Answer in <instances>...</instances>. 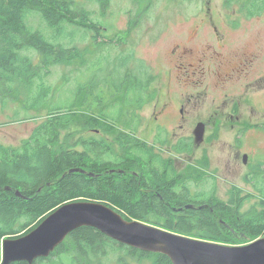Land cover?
<instances>
[{"label":"trees","instance_id":"obj_1","mask_svg":"<svg viewBox=\"0 0 264 264\" xmlns=\"http://www.w3.org/2000/svg\"><path fill=\"white\" fill-rule=\"evenodd\" d=\"M110 3L111 0H0V99L12 95L16 83L32 85L35 81L40 93L52 97L44 113L32 117L36 124L19 145L0 142V248L4 238L26 234L55 208L71 200L100 201L127 220L228 245L260 237L264 233V199L257 210L243 209L246 197L238 196L227 204H214L213 211L208 207L186 208L184 203H175L184 208L173 211L161 208L152 192L147 195L137 185L142 164L149 163L153 154L136 137L139 120L135 110L145 102L144 63L137 57L136 48L133 55L131 46L122 47L127 39L119 40L118 34L107 37V27L95 19V7L103 16ZM248 8L262 11L264 0H250ZM38 14L54 39L75 28L82 37L88 36V46L73 44L72 34L62 43L47 39L33 27ZM113 40L117 46L110 45ZM111 48L120 49L111 55ZM92 49L94 54L100 53L92 76L95 81L91 77L73 95L56 102V86L47 81L51 68L64 64L77 69L73 64L79 60L87 66L86 55ZM89 87H95V103L84 95ZM43 102L39 96L31 105L41 109ZM123 117L130 121L126 128L117 130L112 141L95 134L96 130L114 133ZM78 123L81 128L74 130ZM79 131L86 136L69 143L68 139ZM72 168L82 171L70 172ZM167 184L166 181L163 188ZM52 257L60 258L57 264H126L128 257L147 258L150 264H172L163 253L120 244L91 226L74 229L48 257H39L32 264H52Z\"/></svg>","mask_w":264,"mask_h":264},{"label":"flooded vegetation","instance_id":"obj_2","mask_svg":"<svg viewBox=\"0 0 264 264\" xmlns=\"http://www.w3.org/2000/svg\"><path fill=\"white\" fill-rule=\"evenodd\" d=\"M238 1L245 0L235 3L221 0L220 4H233L232 12L201 13L193 18L184 38L170 50V68L166 70L163 61L159 63L161 75L166 73L163 82L162 76L150 73L147 60H142L145 102L135 112L139 113L153 99L151 127L153 131H160L159 120L174 111L175 132L168 131L167 140L172 138L177 145H180L184 124L191 123L187 144L178 148L190 163L184 165L188 170L185 168L183 174L176 171V158L138 140L153 154L149 163H140L142 172L137 174V185L147 195L152 192L154 201L163 209L182 210L185 206L208 207L213 211L214 204L245 196L244 209L247 201L255 199L253 196L264 194V188L258 187L264 184V34L250 39L245 34L250 29L243 24V21L255 20L256 27V18H259V26L264 29V10L249 12L248 6ZM107 94L113 99L111 93ZM198 127L201 131L196 135ZM207 162L217 165L211 170ZM222 167L234 173L217 172ZM239 176L251 184L253 191L257 187L259 194L250 190L248 194L241 193L235 185L225 193L220 192L225 181L231 182ZM175 203H184V206H175Z\"/></svg>","mask_w":264,"mask_h":264},{"label":"rangeland","instance_id":"obj_3","mask_svg":"<svg viewBox=\"0 0 264 264\" xmlns=\"http://www.w3.org/2000/svg\"><path fill=\"white\" fill-rule=\"evenodd\" d=\"M226 1L228 3L237 2V0ZM249 2L250 0H245L244 2H239V4L248 6ZM220 3L221 0H111L103 16L96 6L94 17L107 27V37H113L118 34L119 40L125 42L123 39H127L126 44L122 45V47L131 46L133 55L135 53L134 48H136L137 57H140L141 60L146 59L150 73L159 74V77L162 76L161 81L163 82V77L166 76V73L163 72L165 74L161 75L159 63L163 61L166 70L170 68V60L168 58V55L171 53L170 50L174 47L176 42H180L181 39L184 38L186 30L189 29L194 22L193 18L201 13H218L225 12L226 10L232 12L233 4L227 6ZM209 7L210 10L208 9ZM241 10L245 12L244 9ZM249 12L254 11L251 10ZM39 16H35L33 27L39 29L47 39L62 43V41L66 42L72 34L73 44L77 43L79 47L88 46V42L90 41L88 36L82 37V33H79L78 29L75 28H72V30L68 32L64 31L60 34V39H54V35L46 21L41 16L39 18ZM262 18H264V16ZM258 19L259 18H256V27L255 20L243 21L244 26L250 29L245 32L246 36H249L250 39H253L256 34H264V29L259 26L260 22ZM124 30L128 31V35L124 36L127 34ZM76 34H78V36H76ZM115 43L116 41L113 40L110 42V45L117 46L114 45ZM90 48H92V46H90ZM119 49L120 48H111L108 54L114 55ZM103 53L107 54V52ZM98 55H100V53ZM98 55L94 54V49H92L91 53L89 52L86 55L87 59H89L87 66L81 64L79 60L73 64L77 69H71L73 66H66L64 64L56 65L51 68L47 81L56 86L57 90L54 96L56 102L65 100L68 94L73 95L77 91L79 85L81 86L93 76ZM91 62L94 63L93 66ZM94 78L95 77H92L95 81ZM154 85L156 86L157 83ZM178 89L181 91L182 87ZM13 92L12 95L6 98L4 97L5 100L0 99V142L6 145L17 146L24 137L29 135L35 126L36 120H33L32 117L40 112V115H42L47 108V101L51 100L52 97L51 95L44 96L43 92H39L37 81L32 85L18 82ZM107 93L108 92H106V94ZM84 95H89V97L92 98V102L95 103V87H93L92 90L89 87L87 93ZM39 96L44 98L43 104L45 106L41 107V109L31 105ZM152 100H150L146 104V107L138 113L139 124L136 129V137L151 146L153 150L164 152L163 154L165 155L170 154L171 157L176 158V171L183 174L185 173V168L188 170L184 165L188 166L190 163H187V158L184 156L183 152L178 151V148H183L185 144H187V139L191 133V123L187 121L182 130L180 129V136L182 137V139H179V141H181L180 145H177L176 140H172V138L167 140V132H175V112H168L159 120V123L162 124L161 132L153 131L151 127V118L154 116L151 114ZM129 121L128 117H123L118 122L114 133L104 134L98 132L95 134L101 135L109 141H112L117 130L126 128ZM79 128H81L80 123L73 126L74 130ZM81 135L85 134H83L82 131L75 133L68 139L69 143L76 141ZM171 149H173V152L170 151ZM200 150L199 148L197 151L200 152ZM199 155L200 153H198L197 156ZM194 160H196L195 156ZM207 165L212 170L217 164L207 162ZM217 172L222 174L234 173L233 171L227 170L226 167H222L221 170ZM232 185L239 188L241 193L248 194L250 190L254 192L255 195L259 194L257 187L253 191L251 184L244 180L242 176H239L237 179H232L231 182L225 181V185L220 188V192L225 193L227 188H230ZM258 187L264 188V184H260ZM253 197H255V199H252V202L251 200L247 201L244 209H255L254 207L261 209L260 202L264 199V194ZM49 261L52 264H57L55 261L60 263V258L55 259L52 257ZM125 263L150 264V261L147 258L137 259L128 257L125 259Z\"/></svg>","mask_w":264,"mask_h":264},{"label":"water","instance_id":"obj_4","mask_svg":"<svg viewBox=\"0 0 264 264\" xmlns=\"http://www.w3.org/2000/svg\"><path fill=\"white\" fill-rule=\"evenodd\" d=\"M200 128L196 130L199 135ZM81 172L80 168L69 170ZM19 195V192H16ZM91 226L120 244L160 252L172 264H264V236L247 244L228 245L172 232L139 220H127L100 201L71 200L50 212L32 230L1 242L0 264L48 257L71 231Z\"/></svg>","mask_w":264,"mask_h":264}]
</instances>
